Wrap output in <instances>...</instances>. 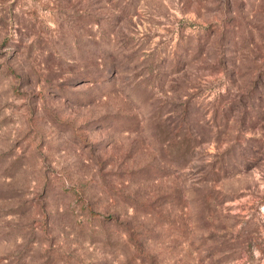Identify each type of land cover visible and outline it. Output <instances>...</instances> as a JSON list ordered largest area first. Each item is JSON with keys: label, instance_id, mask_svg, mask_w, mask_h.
Wrapping results in <instances>:
<instances>
[{"label": "rangeland", "instance_id": "374dc122", "mask_svg": "<svg viewBox=\"0 0 264 264\" xmlns=\"http://www.w3.org/2000/svg\"><path fill=\"white\" fill-rule=\"evenodd\" d=\"M0 264H264V0H0Z\"/></svg>", "mask_w": 264, "mask_h": 264}]
</instances>
